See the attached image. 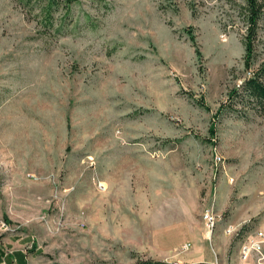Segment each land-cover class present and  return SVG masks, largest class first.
<instances>
[{"label": "rangeland", "instance_id": "374dc122", "mask_svg": "<svg viewBox=\"0 0 264 264\" xmlns=\"http://www.w3.org/2000/svg\"><path fill=\"white\" fill-rule=\"evenodd\" d=\"M46 5L0 0V240L43 264H187L206 208L234 242L264 225V114H217L247 76L245 0Z\"/></svg>", "mask_w": 264, "mask_h": 264}, {"label": "trees", "instance_id": "16d2710c", "mask_svg": "<svg viewBox=\"0 0 264 264\" xmlns=\"http://www.w3.org/2000/svg\"><path fill=\"white\" fill-rule=\"evenodd\" d=\"M78 0H47L46 11L49 19L54 9L61 4L67 13L71 6ZM264 14V0H245L244 16L247 24L244 37L245 55L244 70L247 76L241 79V83L235 84L228 93V99L220 105L217 114L223 111L234 112L240 117L249 116L250 112L264 114V52L259 50V23ZM61 26L63 24L61 23ZM192 42L196 46V52L201 55L197 46L195 35ZM200 105L205 106L204 101L199 100ZM136 264H165L161 261L138 260Z\"/></svg>", "mask_w": 264, "mask_h": 264}, {"label": "crops", "instance_id": "0c3cea01", "mask_svg": "<svg viewBox=\"0 0 264 264\" xmlns=\"http://www.w3.org/2000/svg\"><path fill=\"white\" fill-rule=\"evenodd\" d=\"M206 230L198 232L195 229L196 247L191 248V244L185 250V258L182 260L188 262L187 264H210L218 259L221 264H242L240 260L239 250L240 242L233 241L234 239L225 235L223 230H217L210 241L205 233ZM24 237L9 236L8 239L0 240V263L6 264H43L37 253V248L34 249L30 242L22 243ZM210 242L213 252L208 255L204 250L203 245ZM236 243V245L234 243Z\"/></svg>", "mask_w": 264, "mask_h": 264}, {"label": "built area", "instance_id": "2783aa9c", "mask_svg": "<svg viewBox=\"0 0 264 264\" xmlns=\"http://www.w3.org/2000/svg\"><path fill=\"white\" fill-rule=\"evenodd\" d=\"M103 188L104 185L100 184ZM202 217L206 227V234L211 241L215 232V229L219 222V215L215 212L213 207L206 208ZM243 227H238L234 224H229L224 228V233L227 236H240ZM240 239V260L242 264H264V225L256 228L255 230L247 233ZM186 248L189 245H185ZM0 264H6L5 262ZM210 264H221L218 259Z\"/></svg>", "mask_w": 264, "mask_h": 264}]
</instances>
